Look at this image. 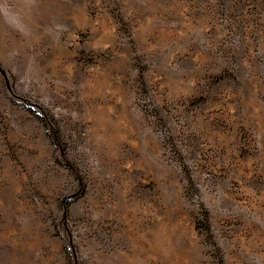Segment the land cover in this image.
<instances>
[{"label": "rangeland", "instance_id": "1", "mask_svg": "<svg viewBox=\"0 0 264 264\" xmlns=\"http://www.w3.org/2000/svg\"><path fill=\"white\" fill-rule=\"evenodd\" d=\"M0 264H264V0H0Z\"/></svg>", "mask_w": 264, "mask_h": 264}, {"label": "crops", "instance_id": "2", "mask_svg": "<svg viewBox=\"0 0 264 264\" xmlns=\"http://www.w3.org/2000/svg\"><path fill=\"white\" fill-rule=\"evenodd\" d=\"M196 98H200V96L196 97Z\"/></svg>", "mask_w": 264, "mask_h": 264}]
</instances>
